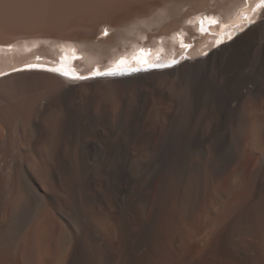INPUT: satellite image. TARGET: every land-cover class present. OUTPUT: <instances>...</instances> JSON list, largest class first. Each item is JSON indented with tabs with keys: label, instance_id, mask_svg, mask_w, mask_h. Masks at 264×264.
<instances>
[{
	"label": "bare ground",
	"instance_id": "obj_1",
	"mask_svg": "<svg viewBox=\"0 0 264 264\" xmlns=\"http://www.w3.org/2000/svg\"><path fill=\"white\" fill-rule=\"evenodd\" d=\"M242 3L0 0V45L15 46L0 49V72L25 47L73 40L91 63L200 12L232 17ZM260 15L217 48L204 36L211 51L173 68L1 76L0 264H264Z\"/></svg>",
	"mask_w": 264,
	"mask_h": 264
},
{
	"label": "snow or ice",
	"instance_id": "obj_2",
	"mask_svg": "<svg viewBox=\"0 0 264 264\" xmlns=\"http://www.w3.org/2000/svg\"><path fill=\"white\" fill-rule=\"evenodd\" d=\"M247 19V17L245 18ZM215 22V21H213ZM142 63H146V61H141ZM173 63H176V61L174 60ZM126 64L127 62L124 61V60H121L118 62V66L116 68H113V69H109L107 71H104V72H101L99 70L95 71L93 73V75L95 76H103V75H115V74H122L123 71H125V67H126ZM150 67H161L163 65H159V64H150L149 65ZM30 67H35V65H31ZM53 71H63V69H52ZM132 71H138L139 69L138 68H133L131 69ZM63 74L64 75H72L73 78L75 79H83L84 77H80L79 75H73L72 73L68 72V71H63Z\"/></svg>",
	"mask_w": 264,
	"mask_h": 264
},
{
	"label": "rangeland",
	"instance_id": "obj_3",
	"mask_svg": "<svg viewBox=\"0 0 264 264\" xmlns=\"http://www.w3.org/2000/svg\"><path fill=\"white\" fill-rule=\"evenodd\" d=\"M214 2H215V1H213V3H214ZM210 6H213V5H210ZM260 14H261V13H257V14H255L254 17H253V19H255V20L258 21L259 17H261ZM239 16H240V13H239L238 17H239ZM233 21H234V20H233ZM257 21H256V22H257ZM256 22H255V23H256ZM255 23H254V24H255ZM209 48H210V47H207V49H209ZM195 49H196V50H195ZM193 51H197V47H195ZM193 51H192V52H193ZM191 54H192V53H191ZM193 54H194V53H193ZM193 54H192V55H193ZM199 54H201V52H200ZM194 55H195V54H194ZM203 56H204V55H203ZM15 84H16L15 87H16V89H17L19 92H22V91H23V92H24V91L26 92L27 88H26V85H25V84H21V83H19V82H18V84H17V83H15ZM15 84H14V85H15ZM20 84H21V85H20ZM17 87H18V88H17ZM19 87H20V88H19ZM22 87H23L24 90L21 89ZM19 92H17V94H19Z\"/></svg>",
	"mask_w": 264,
	"mask_h": 264
}]
</instances>
